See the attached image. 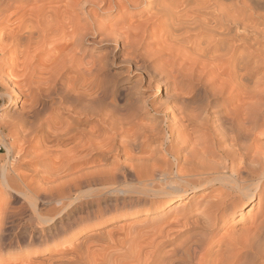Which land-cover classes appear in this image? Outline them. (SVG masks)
Returning a JSON list of instances; mask_svg holds the SVG:
<instances>
[{
  "label": "bare ground",
  "instance_id": "1",
  "mask_svg": "<svg viewBox=\"0 0 264 264\" xmlns=\"http://www.w3.org/2000/svg\"><path fill=\"white\" fill-rule=\"evenodd\" d=\"M128 9L147 16L129 24ZM8 10L4 35L21 73L44 54L47 62L91 74L97 89L66 93L73 124L56 127L48 138L66 164L44 170L42 181L33 179L35 171L0 166V264H264V72L252 75L264 51L257 54L244 39L254 33V44L264 40V0H0V11ZM99 11L119 14L116 27L105 26ZM149 34L159 52L181 64L174 68L166 58V68H173L166 70L147 56L135 62L136 70L193 82L184 92L167 93L168 114L152 103L139 113L156 116L143 133L158 143L153 150L131 134L135 119L123 114L126 106L106 101L116 96L106 58L86 62L79 46L114 41L128 55ZM21 116L34 118L36 111ZM139 211L141 223L103 230ZM240 221L248 224L236 227Z\"/></svg>",
  "mask_w": 264,
  "mask_h": 264
},
{
  "label": "rangeland",
  "instance_id": "2",
  "mask_svg": "<svg viewBox=\"0 0 264 264\" xmlns=\"http://www.w3.org/2000/svg\"><path fill=\"white\" fill-rule=\"evenodd\" d=\"M11 11L13 12V10L0 11V16H1L0 17L1 18L0 19V50H1L0 51V109L4 105L6 106L5 109L0 111V166L6 165L9 168L11 167L14 169H18L17 167H19V169L21 171L24 170L25 173L28 171H35L36 174L33 173L35 174L33 175V179L35 181H42V179L45 176H47L45 173H44L45 175H43L44 170H48L46 172H49L53 168L57 167L58 166L57 164L60 165L62 164V162H65L64 164L67 163L65 158H63V156L61 157V155L58 154L59 150L55 149L54 147L53 148L51 147L54 146L53 145L54 142L48 139L49 137L51 138L55 137L52 134H56L54 133V130L55 129L57 130L56 127L59 126L58 128H65L66 130L67 127H71L72 126L71 124H73V121H71L72 116H71V107H70L69 99L65 97L66 93L71 91L74 87H76L74 88V90L76 91L86 90L85 92L88 91V93H92L93 91H95V89H97V87H95L96 86L95 85L96 82H94L95 78L90 77L91 74L90 75L87 74V76H85L76 72L75 70L73 71V69L71 68L72 66L71 64H67L68 66L63 68L64 65H62L61 62L57 60V58H55V60H57L56 63H60L62 67L59 66L58 64L57 66H54L56 65L55 61L53 60L52 63H50V61L47 62L46 61L47 58L43 56L44 54H40V56L32 62V66L30 67L31 70L29 69L26 71V73L23 72L21 73L20 71L21 67L17 68V66H20L21 62L20 61H19L20 63L17 62V66H16L17 60H15L14 54L9 53L8 41L4 35V32L6 31L4 30V26L9 24L6 23V21L8 20L9 17L11 18L10 15L12 13ZM140 12L141 10L139 9H128L125 20L128 21L129 24L144 20L147 14H143V13L141 14ZM244 14L248 18L251 17L255 18V16L248 9L244 10ZM113 15H110L107 11L105 12L99 11L97 17L100 20H102L105 26L109 25L116 27V25L114 24L117 23L116 19L117 16H119V14H117L115 18H113ZM259 22L261 23L259 26V28L262 31L261 35L264 36V19H260ZM244 36H246L244 37V39L246 38L245 40L247 44H253L254 49L256 48V50H260V52L257 51V54H260L261 52L264 51V46H263L264 40H262L260 37H258L259 44H254V39L256 38L254 33H247L244 34ZM100 38L101 37H97L96 39H98L99 41ZM238 38L242 39L243 36L241 37L237 36V39ZM91 42L92 41L90 40L89 41L85 40L81 42V44L79 45L84 55L83 59L86 60V62L89 61L91 62V60L94 58H98V59L100 58L102 60L106 58L105 59L107 63L106 68L108 69L107 74H109V79L111 80V82H113V84L116 85V96H109L107 97L106 101L109 102L110 99V101L114 102L116 106L119 108L120 105L121 108H124V106H126L125 110L123 111V114L126 116L127 114L128 115L130 114L129 116H127L128 120L135 119L134 121L132 120L133 122H131V125H129L130 127H128L130 131L133 129L132 133L131 132L130 133L131 134L134 133V135H136L135 133H137L138 134L137 136L140 137L141 140H143L145 148L147 150H153L158 146V143L147 141L143 133L150 126H154L156 124L155 123L156 116L153 114V112H151L150 115H146L144 117H138L139 113H141V110L145 108V106L148 107L152 103V105L157 107L162 106V109L165 110V112H167L168 114L171 111V107H173V102L169 101L170 99L166 97L167 93L170 94L172 92L177 93L178 91L184 92L185 89L188 90L189 88H191L193 84L192 80L185 79L184 77L183 79L182 77H180L181 79L178 77L179 78L178 79L176 77V79H173V81L171 80L166 82L162 78L160 79L159 76L157 75L155 76L151 71H148L146 72L147 74H144L145 72L142 73L140 70H136L135 62L139 60L141 57L145 58L147 56L149 57L148 59H150L151 61L153 59V62L158 61L157 64H159L160 62L161 65L159 64V66H162L161 67L162 69H164L163 65L165 68L167 67L165 65L168 63L167 59L169 57L167 58L166 56L167 54L164 55L165 52L163 53L159 52L162 50L158 48L160 46L157 44V42L155 41L154 37L151 36V34L144 37L143 42H141L140 45L138 46L139 48L137 47L138 49H136L135 52L130 53L132 55H130L129 53L127 55V52H125V50H122L120 48V44H117L116 46L114 41H107V42L99 41V43H95V44H92ZM5 45L7 46L5 47ZM236 45L238 51H242L245 48L244 45H242L241 43H239V46L238 44ZM115 48L116 51H113ZM146 50L147 52L145 53L146 54L145 55L143 52ZM123 55H127V57ZM130 56L133 57L134 60L132 58H128ZM152 56L154 57L152 58ZM262 56L264 57V54H262L261 57ZM156 58L157 61H155ZM262 60L259 61L260 63H258V68L252 71V75L255 74L256 70H260L264 72V60L263 61ZM169 61L175 62V58L171 60L169 58ZM177 61L178 60L176 58V62ZM180 61L181 60H179L178 62ZM173 62H171L172 67L176 65L174 68H177V65H179L178 62L176 64L175 63L173 64ZM252 65L250 67H252ZM48 66L49 69L52 71L48 70ZM168 66L171 68L170 65ZM32 68H34L35 72L32 71L33 70ZM168 68H166V70H168ZM162 69L160 70L162 71ZM29 71H32L31 73L32 75L30 77H29L30 74H27V72ZM26 74L28 75V77ZM145 75L146 76L149 75V76L146 77ZM203 75H205V73H203ZM254 79L255 77H252V80ZM1 82H4V85H1ZM26 84H29L30 86L29 85L27 86ZM213 84L218 85L220 84V82L217 81ZM13 85L17 86L16 87L17 90L14 94H11V96L8 97L6 93L7 94L9 93L10 88ZM24 85H26V87H24ZM64 87H66V89ZM223 89L226 90L224 91L225 94L230 95L231 92L230 93L228 92L232 91L233 87H230V85L226 83L223 86ZM26 90L29 91L27 92ZM138 109L140 112L138 111ZM28 110L29 112L36 111V116L34 118L25 116L27 115V113H29L27 112ZM125 111L126 113H124ZM20 113L24 114L25 117L21 116ZM114 118L117 119L118 117H114ZM48 123L52 124L50 125L53 127V128L51 127V130L47 129ZM163 130L165 133V137H167L169 134L168 128L166 129L164 127ZM262 130H264L263 127L259 131V138L261 143L264 144V132ZM63 138H66L64 134H63ZM25 139L27 142L25 141ZM42 139L47 141H45V143H42L43 141ZM64 147L62 148V150H66L67 148H69L68 145ZM20 151L22 152L20 153ZM61 160L62 162H59ZM111 160L112 158H109L108 160H106V162L104 161L103 164L110 165ZM3 196L4 195H0V202L3 201L4 199ZM245 212L246 211H244L243 214ZM143 216L144 215H142V211H139L135 217L124 220L117 219L113 221L110 225H106L105 227H103L104 228L103 230L104 231L114 230L113 228L119 225L124 226L125 228L133 224L136 225L144 220ZM153 220H155V218L151 217V219L149 221H146L145 224L148 225L154 222ZM242 224H248V222L240 221L235 226L239 227ZM222 230L223 229H221L218 234L222 233ZM82 238L83 236H81L78 239V241H81Z\"/></svg>",
  "mask_w": 264,
  "mask_h": 264
}]
</instances>
